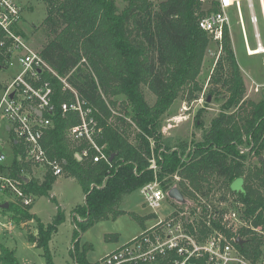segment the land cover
Here are the masks:
<instances>
[{"label": "trees", "instance_id": "trees-1", "mask_svg": "<svg viewBox=\"0 0 264 264\" xmlns=\"http://www.w3.org/2000/svg\"><path fill=\"white\" fill-rule=\"evenodd\" d=\"M43 1L47 38L41 55L93 109L101 127L97 143L107 157L93 162L94 150L68 137V129L78 124L79 118L71 111L62 114L60 105L72 94L58 78L46 76L53 86L56 112L43 143L48 155L60 161L62 174L75 179L84 193V202L72 212L75 226L83 231L99 220L124 214L120 209L123 197L156 179L164 189L178 188L185 198L226 186L233 201L243 205L250 223L264 227V98L244 99L245 85L227 29L213 75V82L226 90L219 113L210 121L202 141L184 158L178 149L162 144L161 116L177 98L191 101L202 90L198 76L210 37L198 22L217 8L218 0H163L157 4L122 0V8L118 0ZM205 2L208 9L203 8ZM143 86L155 96L152 105L145 99ZM208 93L218 92L213 89ZM118 96L124 97L119 105ZM117 105L123 114L114 111ZM84 146L88 155L79 159L75 154ZM251 156L261 165L246 167ZM152 159L155 171L150 167ZM56 178L48 172L42 181L28 179L24 188L35 196L49 195ZM236 178L242 179V186L232 189ZM30 208L9 202L2 209L11 214L12 221L36 222L26 239L43 248L46 264H55L48 242L64 221V213L58 210L44 225ZM128 214L142 228L150 217ZM238 234L244 241L237 244L241 253L257 256L264 237L250 229ZM76 243L71 251L74 262L89 264L87 248L78 252ZM0 264L21 263L13 249L0 244Z\"/></svg>", "mask_w": 264, "mask_h": 264}, {"label": "built area", "instance_id": "built-area-1", "mask_svg": "<svg viewBox=\"0 0 264 264\" xmlns=\"http://www.w3.org/2000/svg\"><path fill=\"white\" fill-rule=\"evenodd\" d=\"M242 0H218L215 10L205 13L198 26L221 44L224 30L229 32V10L234 7L242 31L245 52L263 45L257 28L252 0H247L249 20L254 30L255 47L248 45L241 10ZM264 14V0H259ZM264 18V16H263ZM21 10L15 0H0V192L22 207L32 206L35 195L24 188L28 179L40 181L46 173L62 174L60 161L47 153L43 139L53 126L56 112L53 86L46 76L58 78L72 97L61 103V113L74 112L78 124L68 129V137L94 150L93 162L106 160L101 134L91 106L57 75L25 37ZM264 46V45H263ZM255 51V50H252ZM264 53V51L260 52ZM259 54V53H256ZM88 155L84 146L75 154ZM150 167L155 171L152 159ZM178 179L177 176L174 177ZM42 179V180H43ZM41 180V181H42ZM145 205L154 222L145 226L115 249L89 264H264V244L257 256L248 257L237 247L238 231L250 229L264 237V227L253 226L243 213V205L230 201L225 205L210 195L195 192L193 198L180 202L169 197L154 179L141 186ZM167 202L171 207L164 217L158 210ZM241 238V237H240ZM242 239V238H241Z\"/></svg>", "mask_w": 264, "mask_h": 264}, {"label": "rangeland", "instance_id": "rangeland-1", "mask_svg": "<svg viewBox=\"0 0 264 264\" xmlns=\"http://www.w3.org/2000/svg\"><path fill=\"white\" fill-rule=\"evenodd\" d=\"M152 1L154 4H157L163 0ZM15 2L21 10V21L27 41L33 48L41 50L47 38V30L42 24L47 15L46 4L43 0H15ZM117 3L120 8L124 5L122 0H118ZM247 3V0L241 1L245 34L248 45L255 47L254 30L249 20ZM252 4L258 21L257 28L260 34V41L264 45V14L261 3L259 0H252ZM208 7L209 3L205 2L203 8L208 9ZM228 34L231 48L245 85L244 99L258 101L264 98V53L255 55L246 54L238 15L234 7L229 10ZM221 55V44L210 38L198 76V80L202 85L201 92L196 99L191 101L186 100L184 97L177 98L161 116L160 131L163 146L170 150L178 149V151L182 152L183 158L195 143L202 141L203 134L209 127L210 121L217 116L221 105L225 101L224 95H226V90L213 82L214 67ZM213 89L218 93L210 95L208 92ZM143 92L148 104L152 105L155 101L154 94L146 86H143ZM123 99V96H118L116 104L119 105ZM118 105L114 108V111L123 114L124 110L118 107ZM133 136L134 134L131 135V140ZM262 157L264 159V152L262 153ZM259 165L261 163L256 156L249 157L246 162V167ZM39 176V174H36V177L41 181L43 178L41 179ZM51 186L50 193L52 197L49 195L35 197V209L41 214L40 216L43 220H48L51 214L55 216L58 210L62 211L57 202L62 204L66 208L65 212L68 213L71 206L84 201V193L76 180L63 175L56 179ZM241 186V178H236L231 184L232 189H239ZM207 195H210L217 201L223 202V204L226 202L225 205L229 206L232 205L230 201L234 198L233 193L226 186L220 189H211ZM5 201H8L7 196L0 192V204ZM170 208L168 203L165 202L162 208L158 210V216L164 217L170 211ZM120 209L125 211V213L115 218L108 217L99 220L83 231H80L75 226L72 221V215H70L68 224L58 228L59 224L51 234L48 242L53 262L55 264H76L71 254L75 240L77 241V251L81 252L86 247V260L89 263L97 262L102 256L141 231L142 227L129 216L128 212H134L147 217L151 212L145 205L144 196L138 189L123 197ZM5 215L11 214L0 207V244L13 249L21 264H46L43 248L37 247L26 239V234L36 228V222L34 220L32 222L30 220V223H24L23 221L15 222L5 217ZM54 216H52V219ZM153 222L154 219L152 220L149 217L144 220V225L148 226ZM21 224H23V228ZM75 232L77 233L76 235H74Z\"/></svg>", "mask_w": 264, "mask_h": 264}, {"label": "crops", "instance_id": "crops-1", "mask_svg": "<svg viewBox=\"0 0 264 264\" xmlns=\"http://www.w3.org/2000/svg\"><path fill=\"white\" fill-rule=\"evenodd\" d=\"M63 175H59V176H57V178L56 179H58L59 177H62ZM69 178H71V177H69ZM72 180H75V179H73V178H71ZM56 181V180H55ZM54 181V182H55ZM51 189H52V186H51V188H50V190L48 191V193H49V196L50 197H52V194L50 193V191H51ZM55 197V196H54ZM84 201H82L81 203H78V204H76V205H73V206H71V208H70V210H69V212L68 213H66L65 212V210H66V208L62 205V204H60L59 202H57L58 203V205H59V208L60 209H62V212L64 213V215H65V220L58 226V228H60L61 226H64V225H67L68 224V222H69V216L70 215H72V211H73V209L76 207V206H78V205H81L82 203H83ZM35 203H36V198H35V200H34V203L32 204V206H31V208H30V210H29V212L31 213V214H33L34 216H36L42 223H44V224H47V223H49L50 221H51V219H52V216H54L53 214H51L50 216H49V219L48 220H43L42 218H41V214L40 213H38L37 212V210L35 209ZM3 203H1L0 204V207H1V205H2ZM2 208V207H1ZM142 216V215H141ZM5 217H7L8 219H10L9 217H10V215H5ZM33 220H31L30 222H32ZM29 222V221H28ZM28 222H24V223H28ZM29 222V223H30ZM22 225L23 224H21V227H22ZM23 228V227H22ZM24 231H25V229H24ZM16 256V255H15Z\"/></svg>", "mask_w": 264, "mask_h": 264}, {"label": "water", "instance_id": "water-1", "mask_svg": "<svg viewBox=\"0 0 264 264\" xmlns=\"http://www.w3.org/2000/svg\"><path fill=\"white\" fill-rule=\"evenodd\" d=\"M261 158V157H260ZM168 195L170 198L172 199H175L177 201H180V202H183L184 201V197L182 195V193L179 191L178 188L176 187H172L169 192H168ZM2 208H7L8 207V203L7 202H4L2 205H1ZM236 242L239 244V245H242L243 244V239H241L240 237H237L236 238Z\"/></svg>", "mask_w": 264, "mask_h": 264}, {"label": "bare ground", "instance_id": "bare-ground-1", "mask_svg": "<svg viewBox=\"0 0 264 264\" xmlns=\"http://www.w3.org/2000/svg\"><path fill=\"white\" fill-rule=\"evenodd\" d=\"M252 50H255V51H252ZM250 51H251V54L260 53L264 51V47L261 45L259 48H255V49L250 48Z\"/></svg>", "mask_w": 264, "mask_h": 264}]
</instances>
